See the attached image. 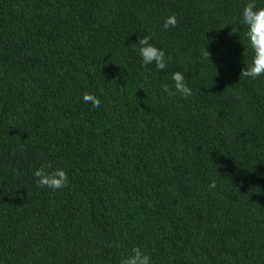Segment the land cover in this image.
I'll list each match as a JSON object with an SVG mask.
<instances>
[{"label": "trees", "instance_id": "1", "mask_svg": "<svg viewBox=\"0 0 264 264\" xmlns=\"http://www.w3.org/2000/svg\"><path fill=\"white\" fill-rule=\"evenodd\" d=\"M253 2L0 0V264H264ZM145 36L163 70L142 66ZM173 72L187 99L163 92ZM41 168L66 185L39 187Z\"/></svg>", "mask_w": 264, "mask_h": 264}, {"label": "clouds", "instance_id": "2", "mask_svg": "<svg viewBox=\"0 0 264 264\" xmlns=\"http://www.w3.org/2000/svg\"><path fill=\"white\" fill-rule=\"evenodd\" d=\"M241 23L247 26L246 37L253 50V57L250 66L243 75L251 79H257L264 76V7L258 8L256 3L247 4L242 11ZM177 19L175 15L167 17L164 23V28L175 27ZM150 36H145L138 40L139 56L141 58L142 66L153 65L157 69L163 70L166 67L167 60L165 52L151 44ZM207 55L209 53L207 52ZM171 79L174 81V90L168 85L163 86V92L168 96H174L179 93L182 97L187 99L192 94V90L185 83V75L181 72L171 73ZM85 103L91 102L94 107H99L100 101L89 93L83 96ZM37 178V185L39 187H47L54 190L63 188L67 181V173L62 168H56L52 172H46L44 169H38L34 173ZM215 187V182L210 185ZM122 264H152L150 256L145 254L141 249L134 248L122 261Z\"/></svg>", "mask_w": 264, "mask_h": 264}]
</instances>
